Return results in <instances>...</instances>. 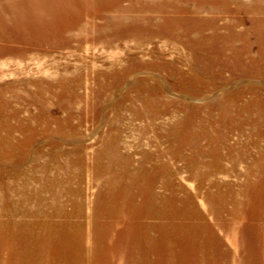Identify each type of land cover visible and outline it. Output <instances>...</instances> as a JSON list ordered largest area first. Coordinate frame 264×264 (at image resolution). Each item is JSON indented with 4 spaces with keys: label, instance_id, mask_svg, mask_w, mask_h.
Wrapping results in <instances>:
<instances>
[{
    "label": "bare ground",
    "instance_id": "6f19581e",
    "mask_svg": "<svg viewBox=\"0 0 264 264\" xmlns=\"http://www.w3.org/2000/svg\"><path fill=\"white\" fill-rule=\"evenodd\" d=\"M82 1H85L84 5ZM123 1L125 0H73V4L80 5V8L84 9L82 18L85 23L77 21L78 16L75 15L74 23L65 27L64 31L70 28L76 30V34L73 35L79 38V42H85L93 29H105L108 26L109 18L104 14V8L111 13V18L116 22L122 20L148 22L147 24L131 23L132 27H136L139 32L130 37L136 36V44L141 49L144 47L142 45L157 36H164L167 41L181 44V49L189 53L186 57L191 58L193 62L187 60L188 63H180L177 60L175 70L169 71L166 65L164 70L168 75L189 72V70L196 71L198 75L193 76L188 82L183 80V84L178 81V84L173 86L186 89L187 97L204 92V88H199L201 87L199 73L207 66L213 67L212 63L201 59L208 48L206 39L216 40L225 37L219 34L218 26L206 28L209 26L203 21L185 17L206 9L226 11L232 0H223L221 3H211L209 0H126L127 5L123 4ZM16 7L18 10L14 11L13 17L18 20L15 24L8 25L0 20V38L7 32L6 28L18 27L24 18L31 17L18 4ZM173 13L180 14L183 19L172 16ZM99 18L102 19L101 24H97V22L100 23L97 20ZM154 23L162 26V31L154 32L156 28ZM25 27L27 28V25ZM206 29H211L212 33L205 35ZM117 32H125V30ZM234 36L236 33L234 35L231 33L228 37ZM122 40V38L111 37L100 41L110 42L111 45ZM29 41L19 48L7 46L0 39V58H6L0 59V72H5L7 60L24 59L26 53L33 49L46 53L45 51L51 50L47 49L48 46L69 47L71 45L69 40H61L57 44H51L50 41L41 38ZM87 42L89 41L85 43ZM127 50L134 52L135 48L129 47ZM227 50L236 52V48L231 50L227 45H224L220 52ZM218 52L213 51L215 57L222 59L216 65L218 67L232 65V60H235L239 68L244 67L242 74L245 75L251 70L256 71L255 69L263 67L257 61L252 67L242 63L244 56L231 58L232 60L229 61L227 52L224 54ZM137 57V54H132L128 57L129 63L125 66H121L118 62L106 64L107 71L97 73L100 76L99 80L92 77L91 81L89 76L84 78L81 72L70 77L60 76L56 83L61 86V91L55 90L54 81L42 84V80L31 79L29 82L36 84L37 89L31 91L26 88L25 92H19L9 88L15 84L18 87L26 85L27 77L15 78L12 81L0 80V87H4L0 89L1 209L9 207V211L17 210L11 199L13 193L17 191L12 190V187L14 184H20L18 170L20 171L25 163H30L29 177L24 185H20L24 194L39 198L35 201L32 215H36L47 198L46 194L49 193L51 199L49 204L54 207L56 215L60 216L62 191H58L57 188L61 186L65 188L64 182L72 180L73 170L71 167L58 169L66 176L51 177L50 165L57 163L56 156L64 155L67 150L59 149L60 144L57 140H50V147L58 148V150L52 151L51 158L44 161L41 158L48 155V152L43 146L34 149L37 139L48 142L50 127L53 123L57 124L55 133L69 137L75 135L78 127L73 123V119L87 118L90 116L89 110H93L95 117L105 123L109 129V136L104 138L102 147L94 150V177L105 188L98 189L95 194L97 202L85 220L86 227L89 229H69L72 223L58 221H43L40 229H36L34 220L1 222L0 264H156L152 258L153 251L163 254L169 261L176 264H178L176 256L201 257V261H197L196 264H259L245 260L249 256L258 260L257 255L260 252L264 253V150L242 174L243 184L240 191L229 194L228 192H207L203 195L200 188L204 186L206 180H210L216 186L222 182L215 170L226 169L220 164L222 156L217 150L223 146L226 147L224 143L228 138L226 136L228 132L236 129L245 131L249 128L261 134L251 136L248 143L239 147L254 145L257 138H264L263 87L249 84V90L245 89V94L250 95L249 97L247 95V98H244L242 96L244 93L239 91L238 96L226 95L229 101L225 104L191 105V107L183 105V111H181L177 105L181 107V104L186 102L166 98L164 95L166 85L162 88L155 79L132 78L137 68L142 65L141 61L134 60ZM148 64L153 67L159 66L155 60ZM109 69L113 71L120 69V72L109 73ZM18 70L24 73L26 69ZM127 79H130L132 83L130 91L125 94L120 87ZM95 81L98 88L93 90L89 86ZM82 87L88 88L89 91L81 92ZM109 93L116 95L118 99L111 108L115 113L114 118L108 117L103 109L106 104V95ZM120 99L129 100L131 103L126 104ZM36 100L42 103L37 114L13 106L16 101ZM80 100L92 103L95 100L93 103L95 105H86L83 113L77 105H73ZM51 101L63 102L60 105L63 112L60 116L49 112L51 104L48 103ZM126 112H129L133 119L144 121V123L138 124V127L126 125ZM161 116H168L176 121V127L169 126L171 129L168 130L167 135L170 144L176 148V152H163L160 156H169L172 159L185 158L192 169L191 178L198 182V188L195 191L190 192L184 185L176 184L179 169L173 161L166 162L161 157L158 160V154L146 153L143 160L137 162L131 154L123 152L119 141L125 129L134 128L143 134L149 131L159 132ZM39 125H42V129ZM17 132L22 133V136H18ZM202 137L208 140L207 145L213 150L210 152L212 159L208 169L201 167L205 154L198 151L202 149L198 140ZM186 148L192 149L189 156L182 153V150ZM84 151L87 152L86 149ZM249 155L250 153L247 152L240 153L237 157L231 155L234 163L229 170L236 171L235 160L243 161ZM74 156L78 158L75 159L74 164L80 165L79 156L75 154ZM152 159L154 162L147 164ZM34 170L41 175L34 173ZM10 176L14 181L5 182V177ZM159 180L163 182L164 191L157 189ZM225 183L231 188L229 181ZM178 190L183 191L182 199L178 197ZM76 204L77 202L74 201V205ZM227 204H231V207ZM44 214L48 216L46 211ZM153 219L157 221H151ZM227 245L236 250L235 258L226 250ZM177 246L198 251L183 252L180 255L171 253L170 250ZM180 261L181 264H190L187 261Z\"/></svg>",
    "mask_w": 264,
    "mask_h": 264
},
{
    "label": "rangeland",
    "instance_id": "374dc122",
    "mask_svg": "<svg viewBox=\"0 0 264 264\" xmlns=\"http://www.w3.org/2000/svg\"><path fill=\"white\" fill-rule=\"evenodd\" d=\"M209 1L211 3L223 2V0ZM1 4H4V6H1ZM17 4L31 17L29 19L24 18L23 22L18 27L6 28L7 32L0 38L5 43V45L22 48L25 43L30 42L29 40H34L37 38L50 41L51 44H57L61 40H69L71 45L69 47L48 46L47 49L51 50L45 51L46 53H40L39 51L33 49L26 53L27 55L24 57V59L13 58L7 60V67L5 69L6 73L2 71L0 72L1 81H12L15 78L21 77H27L28 79L26 80V85H19L18 87V85L15 84V86L10 87L9 90L16 89V91L25 92L27 88L28 90L34 91L37 89V85L31 84L29 82V80L33 79L34 81L42 80V84H44L43 82L54 81L56 84L55 90L61 91V86L57 85L56 83L60 76L70 77L75 73L77 74L81 72L84 78L89 76L91 81L93 79L92 77L99 80L100 76H98L97 73L107 71L105 66L106 64L111 65L117 64L118 62L121 64V66H125L129 63L128 57H130L132 54H137L138 57L134 60L136 62L141 61L142 65L137 68V71L132 75V78L144 77L148 80L155 79L162 88L166 85L167 88L164 90V95L166 98H172L174 100L186 102V104H181V107L179 104L177 105L178 109L181 108V111H183V105L191 107V105L203 106L208 104L218 106L225 104L229 101L225 97L226 95H229L230 97L231 95L238 96L239 91H242L244 93H241L243 94L242 96L247 98L250 95L245 94V89L249 90V84L256 86L261 85L263 87L262 95H264V0H232L231 5L226 11H213L211 9H206L199 11V13H191L190 15L188 14L187 17L184 16L187 19L192 18L203 21L205 25L209 26L206 28L218 26L219 34L225 37L216 40L206 39L208 48L206 49V53L202 55L203 57L201 56V59L212 63L213 67L207 66L199 73L200 77L198 78L201 84V87L199 86V88H204V92L198 95H189L188 97L186 96V89L177 88L173 85L178 84V81H181L183 84L184 81L188 82L193 76L198 75L196 74V71L189 70V72H182L179 74L176 72L174 74L172 73L168 75L166 70H164V65H166L169 71L172 69L175 70V61L177 63V60H179L180 63H188L187 60H189V62H193L191 58L188 59V57H186L189 55V53L181 49V44L167 41L165 40L166 37L164 36H157L152 41L146 42L145 45H142L144 47L141 49L136 44V36L133 38L130 37V35L138 34L139 32L136 27H132V24H147L148 22L140 20H122L116 22L111 18V13H109L106 8H104V14L109 18L108 26L105 29H93L89 33L90 36L88 40H86L89 42L85 43V41L81 43L79 42V38L73 35L76 34V30L70 28L67 31H64L65 27L74 23L73 19L75 15L78 16L77 21L80 20L82 24L85 23L82 18L84 9L80 8V5L73 4V0H0V20L3 23L12 25L17 22L18 19L13 17L14 11L18 10L16 7ZM84 4L85 1H82V5ZM123 4L127 5L128 1H123ZM189 6H192V4H189ZM113 15H115V13H113ZM171 15L179 19H183V16L180 14L177 15L173 13ZM97 20L100 22H97V24L102 23V19L99 18ZM154 24L156 26V28L153 30L154 32L162 31V26L156 23ZM25 25H27V28ZM118 30H125V32H117ZM211 33V29H206L204 31L205 35H209ZM231 33L233 35L236 33V36L228 37L231 35ZM111 37H118L122 38L123 40L115 44L111 42L113 43L111 45L110 42H108V44L106 42L103 43L100 41L103 38ZM224 45L230 47L231 50L236 48V52L231 50V52L228 50L224 51L229 55L227 57L229 61L232 60L231 58L244 56L242 63L249 64L252 67L253 63L257 61L263 67L255 69L256 71L251 70L250 73L245 75L242 74L244 67L239 68L238 62L235 60H232V65H226L224 68L216 66L219 61H222V59L215 57L213 51L220 52ZM129 47L135 48V51L130 52L127 50ZM224 52L222 51L220 54H224ZM199 55L201 54L199 53ZM0 59L5 60L6 58L4 57ZM153 60H155L159 66L153 67L148 64ZM16 68H24L27 71L25 70V72L22 73ZM76 69L80 71H77ZM186 69L189 68L186 67ZM115 71H113V69H109V73H114ZM116 72H120V69H117ZM131 83V80L127 79L121 84L120 88L123 93L126 94L130 91ZM89 88L93 90L97 89L98 84L96 81L92 82ZM0 89L2 90L4 87H0ZM85 91L88 92L89 89L82 87L81 92L84 93ZM120 100L126 104L131 103L129 100ZM94 101L95 100H93V103ZM117 101L118 99L116 98V95L111 93L106 95V104L103 109L108 117L110 116L111 118H114L115 113L111 108ZM93 103L90 101L80 100L74 102L73 105H77L84 113L86 105L89 104L93 106L95 105ZM97 103L98 102H96V104ZM41 104L42 103L37 100L16 101L13 103V106L24 111L29 110L32 114H37L40 110L39 108L41 107ZM48 104H51L49 109L51 114L60 116L63 113L62 108L60 107L63 102L51 101ZM89 112L90 116L87 118L73 119V123L78 127L75 135L69 137L55 133L57 130V124L53 123L50 127L51 131L49 136L50 138L48 139L49 141L47 142L46 140L37 139L38 141L35 143L36 145L34 149H37L41 146L46 148L48 155L44 157L42 156L41 158L44 161L51 158L53 153L52 151L58 150V148L52 149L50 147V140H57L60 144L59 149L67 150L64 155L60 154L56 156L57 163L50 165L51 177L66 176V174L60 173L58 169L62 170L71 167L73 170L71 175L72 180L64 182L65 188H62V186L57 188L58 191H62L60 204L63 212L61 211L60 216L56 215L54 207H51L49 204L51 201L49 193L46 194L47 198L40 206L36 215H32L31 212L35 208V201H37L39 198L34 196L30 197L21 191L22 185L20 184L24 185V183L27 181V178L29 177L28 169L31 167L30 163H25L23 166L21 165L22 167L20 171L18 170L20 184H14L12 187V190L17 191L15 192L16 194L13 193L11 198L12 202H14L13 205L15 204L17 210L12 212L9 211V207L3 209L0 208V223L9 220H14L15 222H28L30 220H34L36 229H40V224L43 221H58L61 223H72L69 229H89L86 227L85 220L97 202L95 194L98 189L105 188L103 184L97 181L94 177V150L100 149L102 147L104 138L106 139L109 136L108 126L95 117L93 110H89ZM125 116L126 125H137L135 127H138V124L144 123V121L133 119L129 112H126ZM175 125L176 121L174 119H170L168 116H161L158 125L160 126L159 132L157 131L155 133V131H149L143 134L134 128L125 129L126 131H123L121 140L119 141L120 144H122L123 152L131 154L137 162L142 161L144 154L146 153L158 154L159 156H157V159L159 160L161 157L160 154L163 152H176V148L174 145L170 144L168 139L169 137L167 136L169 132L168 130L171 129H169V126L175 128ZM39 128L42 129V125H39ZM17 134H19L18 136H22V133L20 132H17ZM254 135L261 134L257 131H252L249 128H246L245 131H238L237 129L232 130L226 134L228 137L224 143L226 147L223 146L217 150L222 156L220 164L223 165L222 168L226 170H215L216 175L221 179L222 182L220 185L216 186L212 184L210 180H206L204 182V186L200 188L203 195H206L207 192H228L229 194L233 191H240V187H242L243 184L242 174L245 172L247 166L253 163V161L257 159L259 154L264 150V138H257V140L254 141V145L239 147L242 144L248 143V139ZM207 141L208 140H206L205 137H202L198 140L202 148L198 151H201L205 154V159L201 161L202 169L210 168V160L212 159L210 152H213V150L209 147V145H207ZM233 145L234 148H232ZM75 149L77 150L75 151ZM85 149L87 152L84 151ZM231 149H233V151H231ZM191 152L192 149L189 148L182 150V153L188 154V156ZM244 152L250 153L249 157L243 161L237 162L235 160V167L237 170L230 171V166H232V163H234L231 155H233V157H237L238 154ZM74 154L79 156V160L81 162L80 165L74 164L75 159H78L74 156ZM161 159L166 162L173 161L175 166L179 169V171H177L176 184L184 185L190 192L195 191L198 188V182L191 178L192 169H190V165L185 158L172 159L169 156H162ZM153 162L154 160L152 159L147 162V164H152ZM34 171V173L41 175L40 172L36 170ZM4 180L7 183L14 181L11 176L5 177ZM225 181H229L231 183V188L226 184L227 182L225 183ZM157 189L164 191L162 180L157 182ZM71 192L73 193L71 194ZM178 193V197L182 199L184 197L183 191L178 190ZM74 201L77 202L76 205H74ZM227 206L231 207V204H227ZM44 211L47 212L48 216L44 214ZM151 221H157V219H153ZM225 248L229 252L230 256H234L235 258V255L237 254H235L236 250L229 245H227ZM170 251L173 254L180 255V253L183 252L194 253L198 250L184 249L181 246H177L172 248ZM257 257L258 260L255 257L249 256L245 261L264 264V253L260 252ZM152 258L156 264H176L175 262L169 261V259L159 252L153 251ZM175 259L178 260V264H181L180 260L187 261L190 264H196L197 261H201V257L198 256H176Z\"/></svg>",
    "mask_w": 264,
    "mask_h": 264
}]
</instances>
